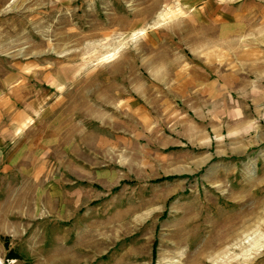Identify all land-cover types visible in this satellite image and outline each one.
I'll list each match as a JSON object with an SVG mask.
<instances>
[{"label": "rangeland", "instance_id": "obj_1", "mask_svg": "<svg viewBox=\"0 0 264 264\" xmlns=\"http://www.w3.org/2000/svg\"><path fill=\"white\" fill-rule=\"evenodd\" d=\"M0 264H264V0H0Z\"/></svg>", "mask_w": 264, "mask_h": 264}, {"label": "crops", "instance_id": "obj_2", "mask_svg": "<svg viewBox=\"0 0 264 264\" xmlns=\"http://www.w3.org/2000/svg\"><path fill=\"white\" fill-rule=\"evenodd\" d=\"M221 9H223L225 11L221 12V15H218V16L216 15V19H224V20H226V18H228L229 16H231L233 19L238 20V21L240 19H242V13H240V12L230 13L229 10H231V8H229L228 6H225V8L223 7ZM226 27H235V26H226ZM159 73H161V72H159Z\"/></svg>", "mask_w": 264, "mask_h": 264}, {"label": "trees", "instance_id": "obj_3", "mask_svg": "<svg viewBox=\"0 0 264 264\" xmlns=\"http://www.w3.org/2000/svg\"><path fill=\"white\" fill-rule=\"evenodd\" d=\"M176 176H166V177H159L156 179V181H162V180H165V179H171V178H174ZM10 256L14 255V254H9Z\"/></svg>", "mask_w": 264, "mask_h": 264}, {"label": "built area", "instance_id": "obj_4", "mask_svg": "<svg viewBox=\"0 0 264 264\" xmlns=\"http://www.w3.org/2000/svg\"><path fill=\"white\" fill-rule=\"evenodd\" d=\"M9 258V257H8ZM10 259H14V258H10Z\"/></svg>", "mask_w": 264, "mask_h": 264}, {"label": "bare ground", "instance_id": "obj_5", "mask_svg": "<svg viewBox=\"0 0 264 264\" xmlns=\"http://www.w3.org/2000/svg\"><path fill=\"white\" fill-rule=\"evenodd\" d=\"M238 233V232H237Z\"/></svg>", "mask_w": 264, "mask_h": 264}]
</instances>
